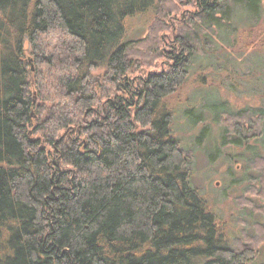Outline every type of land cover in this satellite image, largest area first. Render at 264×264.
Returning <instances> with one entry per match:
<instances>
[{
    "label": "trees",
    "instance_id": "trees-1",
    "mask_svg": "<svg viewBox=\"0 0 264 264\" xmlns=\"http://www.w3.org/2000/svg\"><path fill=\"white\" fill-rule=\"evenodd\" d=\"M260 1L0 0V264L255 262L264 222L227 238L190 184L194 152L173 136L166 100L206 29L225 28L238 9L255 16ZM183 2L193 10L178 19ZM150 10L149 35L127 40V20ZM148 56L167 68L142 72ZM219 121L225 145L264 135L254 109ZM253 159L250 169L264 161Z\"/></svg>",
    "mask_w": 264,
    "mask_h": 264
},
{
    "label": "rangeland",
    "instance_id": "rangeland-1",
    "mask_svg": "<svg viewBox=\"0 0 264 264\" xmlns=\"http://www.w3.org/2000/svg\"><path fill=\"white\" fill-rule=\"evenodd\" d=\"M183 4H178L179 9L173 12L178 19L181 13L193 10ZM154 18L150 10L128 19L126 39L148 36ZM172 18L169 21L175 17ZM174 27H179L178 22ZM206 32V41L201 43L202 51L191 63L186 82L166 103L173 112V136L181 141L182 147L194 152L191 186L216 210L227 238L241 239L243 234L253 235L257 223L264 222V161L258 160L252 169L248 166L253 157H264V135L238 147L225 145L221 141L224 130L219 117L243 109L264 114V0L260 1L255 16H247L238 9L228 26L213 27ZM57 37L66 39L63 35ZM41 40L44 48L51 41ZM25 46L30 52L29 45ZM57 46L47 53L56 51ZM29 61L34 71L32 59ZM141 62L147 63L142 72L166 67V59L154 56ZM57 70V66L51 68V76L56 75ZM104 74L103 69L95 70L91 83L98 86ZM47 82L52 85V78ZM252 264H264V243L260 244L259 254Z\"/></svg>",
    "mask_w": 264,
    "mask_h": 264
},
{
    "label": "water",
    "instance_id": "water-1",
    "mask_svg": "<svg viewBox=\"0 0 264 264\" xmlns=\"http://www.w3.org/2000/svg\"><path fill=\"white\" fill-rule=\"evenodd\" d=\"M33 69V68H32ZM34 101H35V99H34Z\"/></svg>",
    "mask_w": 264,
    "mask_h": 264
}]
</instances>
